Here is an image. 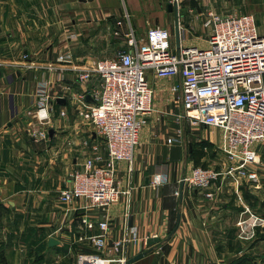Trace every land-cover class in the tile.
<instances>
[{
  "label": "crops",
  "instance_id": "crops-1",
  "mask_svg": "<svg viewBox=\"0 0 264 264\" xmlns=\"http://www.w3.org/2000/svg\"><path fill=\"white\" fill-rule=\"evenodd\" d=\"M121 1L123 9L113 0H0V264H77L80 253L93 249L89 239L81 242L79 236H102L97 227L86 229L81 222L84 215L96 223H109L103 256H114L108 250L132 228L139 241L128 245L129 259L149 249V237H159L150 253L131 264H264V240L257 237L258 231L255 238L243 240L236 225L245 208L264 217L260 207L264 188L249 181L237 185L227 178L212 187L214 199L205 196L206 190L187 185L182 202L175 194L192 169L187 144L192 151L190 143L207 141L215 150L221 137L216 128L188 127L180 93L172 88L180 84V76L147 73L154 89L153 108L139 133L133 171H128L126 162H120L117 170L120 186L130 193L118 203L90 210L80 208V200H60L71 174L86 159L96 158L97 165H104L108 158L105 140L78 115L84 102L94 104L93 89H101L102 79L93 73L87 81H79L73 68L91 67L95 60L126 49L131 27L139 39L151 26L165 27L177 49L179 44L207 43L200 34L206 33L207 19L196 14L208 7L201 6L205 0H199L200 6L188 0L179 7L180 38L168 4L164 9L152 7L149 0ZM135 12L142 18L134 19ZM25 53L30 57L24 59ZM41 89L56 97L42 126L48 130L46 138L28 132L29 122L36 120ZM170 137L181 141L169 143ZM257 148L264 185V144ZM218 154L219 160L209 166L221 170L226 159ZM202 160H209V154ZM162 172L166 182L152 185ZM179 213V227L168 239ZM52 238L58 243L50 246Z\"/></svg>",
  "mask_w": 264,
  "mask_h": 264
},
{
  "label": "built area",
  "instance_id": "built-area-1",
  "mask_svg": "<svg viewBox=\"0 0 264 264\" xmlns=\"http://www.w3.org/2000/svg\"><path fill=\"white\" fill-rule=\"evenodd\" d=\"M208 15L204 25L211 30L205 46L181 44L178 52H173L167 28L151 26L145 38L139 39L131 27L126 34V49L114 57L95 60L91 67L73 68L79 81H87L93 73L102 79L101 89H93L96 101L84 102L78 115L88 120L105 140L108 158L104 165H97L96 158L86 159L71 174L70 185L61 191L62 202L80 200V208L90 210L118 203L130 193L120 186L117 170L120 162H126L128 171H133L139 133L153 108L149 70L159 78L180 76V84L172 88L180 93L184 119L191 126L204 125L221 132L215 151L226 159L224 169L194 166L183 177L185 185L206 190L209 199L215 197L212 187L217 182L221 186L227 178L237 185L249 181L256 188L263 187L258 169L263 162L257 147L264 144V33L252 13L222 17L210 11ZM29 57L28 53L23 55L24 59ZM85 98L86 93L81 95L82 100ZM55 100L44 89L39 91L33 115L36 120L29 122V134L47 137L48 130L42 126L49 120ZM60 114L65 116L67 112ZM175 141L180 142L181 138L168 139L169 143ZM166 180V173H157L152 185ZM175 194L180 196L181 191L176 190ZM81 222L88 231L97 227L102 236H79L81 242L89 239L93 249L80 253L77 264H127L128 245L139 241L135 228L112 244L108 251L112 250L114 256H103L108 221L96 223L84 215ZM236 225L238 237L251 240L256 237L257 228L264 226V218L245 208Z\"/></svg>",
  "mask_w": 264,
  "mask_h": 264
},
{
  "label": "rangeland",
  "instance_id": "rangeland-1",
  "mask_svg": "<svg viewBox=\"0 0 264 264\" xmlns=\"http://www.w3.org/2000/svg\"><path fill=\"white\" fill-rule=\"evenodd\" d=\"M113 1L115 2V5L117 7L123 9V2L121 0H113ZM126 1L128 3V0H126ZM141 1H143V0H141ZM149 1L151 2L152 7H155V8H161L162 7L164 9H166V5L169 2H172V3L177 2L179 7L184 6V4H186V3L187 4L189 3L188 0H149ZM189 1H195L198 3V6H200L199 0H189ZM206 5L208 7H206L204 10H202L199 13L196 12V14L203 13V16H201V17H204L207 19L209 17L208 13L210 11L213 12L215 15H219L222 17L228 16V15H233V14H238V13H252V14H254V16L256 18L259 29L261 30L262 33H264V0H205V5L202 4L201 6L205 7ZM191 8H193V7L191 6ZM152 11H154V10H152ZM142 16H143V14L141 12H135L134 13V19H136V20L139 18H142ZM133 25L136 27L137 24L134 22ZM150 25H153V23L151 22ZM147 27H148V25L145 27V30L147 29ZM143 28H144V26H143ZM210 30H211V28L207 27L206 33H204V31L201 32L200 34L203 36V37L201 36V38L202 39L208 38L207 36H209L208 32ZM195 33H197V32H195ZM171 50L173 52H178L177 46L175 45L174 41H172ZM177 98H178V96H177ZM188 127L190 128L191 125H188ZM190 144L193 147L192 151L190 150V146H188V144L186 146V151L190 155L189 161H193V163L191 164V168H193L194 166L208 167L209 164L214 165L215 161L219 160V157H218L219 154L217 151L214 150V148L208 149L209 151H205L204 149H202V151H200L201 148L198 145V143L197 144L190 143ZM191 152L196 153V156L193 155ZM202 154H203V156L205 154L206 155L209 154V160L203 161L201 158ZM262 188H264V185ZM260 207H261V210L264 209V201H262L261 199H260ZM263 229H264V226L263 227L259 226L257 228V230H258L257 237H259V239L264 240V230ZM237 232L239 233L238 227H237ZM261 253H264V248L261 250ZM128 260H129V258H128Z\"/></svg>",
  "mask_w": 264,
  "mask_h": 264
},
{
  "label": "water",
  "instance_id": "water-1",
  "mask_svg": "<svg viewBox=\"0 0 264 264\" xmlns=\"http://www.w3.org/2000/svg\"><path fill=\"white\" fill-rule=\"evenodd\" d=\"M81 1H87V0H81ZM167 6H168V10L169 11L174 12V15H175V25H176V29H177L178 36L180 38V31H179V27H180L179 5H178L177 2H174V3L169 2ZM179 47H180V44L178 45V49H179ZM49 133L52 135L53 134V130H50ZM181 184H182V186H181V195H180L181 197H180V200L182 202L183 201V190H184V186H185L184 179H182ZM180 219H181V213L178 214V218H177V221H176V225H175L174 229L172 230V232L168 235V237H167L168 239H170L172 237L173 233L179 227ZM159 241H160L159 237H149L147 239V246L149 247V249L146 250V251L140 252L137 255H135L134 257L130 258L127 263L128 264H131V263H133V262H135V261L143 258L145 255H147L148 253H150L154 249L155 244L158 243ZM57 243H58V241L56 239L52 238L50 240L49 245L50 246H53V245H55Z\"/></svg>",
  "mask_w": 264,
  "mask_h": 264
},
{
  "label": "trees",
  "instance_id": "trees-1",
  "mask_svg": "<svg viewBox=\"0 0 264 264\" xmlns=\"http://www.w3.org/2000/svg\"><path fill=\"white\" fill-rule=\"evenodd\" d=\"M198 145L201 148L200 151H202V149H204L205 151H208V149H213V146L210 143H208L207 141H202V142L198 143ZM205 148H207V149H205ZM192 154L196 156V153L192 152ZM201 156L203 157V154Z\"/></svg>",
  "mask_w": 264,
  "mask_h": 264
},
{
  "label": "bare ground",
  "instance_id": "bare-ground-1",
  "mask_svg": "<svg viewBox=\"0 0 264 264\" xmlns=\"http://www.w3.org/2000/svg\"><path fill=\"white\" fill-rule=\"evenodd\" d=\"M98 263H99V261H96V262H95V264H98Z\"/></svg>",
  "mask_w": 264,
  "mask_h": 264
}]
</instances>
